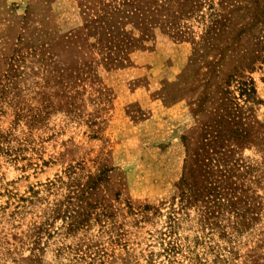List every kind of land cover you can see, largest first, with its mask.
I'll use <instances>...</instances> for the list:
<instances>
[{"label":"rangeland","instance_id":"rangeland-1","mask_svg":"<svg viewBox=\"0 0 264 264\" xmlns=\"http://www.w3.org/2000/svg\"><path fill=\"white\" fill-rule=\"evenodd\" d=\"M0 264H264V0H0Z\"/></svg>","mask_w":264,"mask_h":264}]
</instances>
